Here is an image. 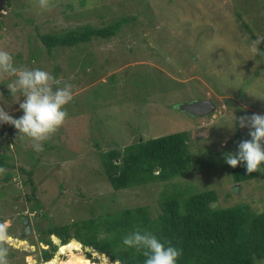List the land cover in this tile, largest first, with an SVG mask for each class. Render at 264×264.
<instances>
[{
  "label": "rangeland",
  "instance_id": "374dc122",
  "mask_svg": "<svg viewBox=\"0 0 264 264\" xmlns=\"http://www.w3.org/2000/svg\"><path fill=\"white\" fill-rule=\"evenodd\" d=\"M243 1L50 0L40 9L38 0H0V48L18 67L50 71L60 66L75 84L66 106L69 123L44 143L43 151H33L13 126L0 125V165L6 169L0 174L2 225L10 228L2 218L35 209L44 216L37 219L38 230L68 226L76 237L79 221L86 225L107 209L147 207L155 216L162 185L112 191L98 152L177 132L187 133L193 161L190 173L175 182L192 185L188 193L214 190L212 208L243 204L264 212V176L235 184L222 156L249 138L247 128L225 126L232 113H264V41L256 45L264 37V29L256 30L262 28L264 5L254 14L256 0ZM120 20L127 21L116 36L94 38L83 49L63 47L47 54L39 39ZM241 21L256 26H251L253 36H242ZM36 46L41 56L29 61ZM13 79L0 74V106L18 117V102L3 92ZM202 99L217 104L213 115L195 118L178 109ZM16 253L8 254L9 264H28L39 250L36 245L35 251Z\"/></svg>",
  "mask_w": 264,
  "mask_h": 264
},
{
  "label": "trees",
  "instance_id": "16d2710c",
  "mask_svg": "<svg viewBox=\"0 0 264 264\" xmlns=\"http://www.w3.org/2000/svg\"><path fill=\"white\" fill-rule=\"evenodd\" d=\"M243 3L250 4L249 0H244ZM82 5L80 3V6ZM254 5L255 14L263 7L264 0H256ZM122 21L104 28L85 25L60 34H44L39 36V39L47 54L63 47L83 49L85 44L94 38L107 40L116 36ZM240 23L245 32L242 36L254 35L251 26H256L247 25L243 21ZM263 24L264 21L262 28L256 30H263ZM262 35L264 36L263 32ZM29 51V61L39 60L41 49L36 46ZM85 58L86 54L83 59ZM82 62L86 63L84 60ZM50 72L61 81V86L67 82L72 85V90L75 89V84L71 83L60 66H51ZM2 85L6 83L3 82ZM3 92L9 97L8 89ZM66 121H69V117ZM187 140L186 132H177L151 139L141 138L122 150L108 149L98 152L99 165L112 191L161 184L163 189L159 193L157 203L159 211L155 216H150L147 207L123 208L116 211L107 209L98 219H90L86 225L79 221L75 227L78 228L76 237L80 240L76 237L75 239L85 246H92L105 253L112 260H119L121 264H144L145 257L141 253L132 248H125L121 243L122 235L135 227L150 230L162 240L171 241L181 248L182 255L177 264H255L256 259L264 257V212H255L243 204L212 208L211 204L216 201L214 190L204 189L197 193H188V187L192 185L174 181L189 174L192 167V152ZM230 168L235 184L264 176V167L251 173L242 165ZM28 173L30 175L31 171ZM9 179V176L5 177L6 181ZM30 199L28 197V200ZM94 221L99 223L95 225ZM49 233L51 231L47 232ZM62 237L68 239L70 236ZM79 248L77 243L70 241L58 252H67L66 259H54L59 261L58 264H89L84 254L77 251ZM88 251L94 257L100 258L101 264H119L118 261H110L105 255H97L91 249ZM9 255L10 258L14 256L12 248L9 249ZM52 255L53 249L42 251L41 257L43 260H49ZM29 263L37 264L33 260ZM45 264L57 263H53L52 259Z\"/></svg>",
  "mask_w": 264,
  "mask_h": 264
},
{
  "label": "clouds",
  "instance_id": "9594fccd",
  "mask_svg": "<svg viewBox=\"0 0 264 264\" xmlns=\"http://www.w3.org/2000/svg\"><path fill=\"white\" fill-rule=\"evenodd\" d=\"M38 6L40 9H47L50 6V0H38ZM261 41H264V37H258L256 45L260 44ZM0 74H8L14 77L7 89L14 102H18L19 110L22 112L18 117L13 116L6 110V107L0 106V125L9 124L13 126L17 130V136L21 139L26 138L31 142L33 151H43L44 143L65 123L68 117L66 106L73 99L72 85L65 82L61 86V81L44 68L18 67L13 55L2 48H0ZM17 94L19 98H16ZM21 96L23 97L22 100L20 99ZM197 101L193 100V102ZM202 101L211 102L214 105V110H216L217 104L214 100L202 99ZM214 112L211 111L209 114L198 117L211 116ZM183 113L187 114L186 112ZM225 126L230 129L247 128L249 137L248 139H241L234 152L222 153L225 163L233 168L242 165L248 173L259 171L264 167V113H252L250 115L245 113L236 116L233 112L232 119ZM5 172L6 169L0 165V174ZM41 217L44 219L43 212L35 209L26 210L25 213L17 212L12 217H1L5 219L4 221H8L6 227L10 228L6 229L2 225L3 222H0V264H9L10 248H14L12 250L16 255L17 250L23 251L29 248L35 251L36 245L39 255L36 259L30 258V261L45 264L54 258L64 260L67 252H58L70 241H74L80 246L77 251L82 252L89 263L101 264V259L97 256L95 259L91 252L84 250L85 247L91 248L97 255L104 254L110 261H118L121 264L119 260H112L105 253L99 252L92 246H85L74 236H70L74 231L68 226L38 230L36 226L39 221L37 219ZM48 231L51 233L47 234ZM67 235L70 236L68 239L62 237ZM27 238H29L28 241ZM46 240L49 242L45 243ZM17 242L21 244L18 243L17 245ZM121 243L125 248H132L141 253L145 257L144 264H177L182 255V249L171 241L162 240L154 232L140 227H135L123 234ZM52 249L51 259L43 260L42 251H51ZM23 258L24 255H22ZM91 258H94L96 262L90 261ZM255 264H264V257L256 259Z\"/></svg>",
  "mask_w": 264,
  "mask_h": 264
},
{
  "label": "water",
  "instance_id": "95a60500",
  "mask_svg": "<svg viewBox=\"0 0 264 264\" xmlns=\"http://www.w3.org/2000/svg\"><path fill=\"white\" fill-rule=\"evenodd\" d=\"M179 110L186 112L189 115L198 117V116L209 114L211 111L214 110V105L209 101L200 100V101L193 102L190 104L184 103L179 108ZM90 249L91 248H87V247L84 248L85 251H88ZM101 255H104V254H101Z\"/></svg>",
  "mask_w": 264,
  "mask_h": 264
},
{
  "label": "bare ground",
  "instance_id": "6f19581e",
  "mask_svg": "<svg viewBox=\"0 0 264 264\" xmlns=\"http://www.w3.org/2000/svg\"><path fill=\"white\" fill-rule=\"evenodd\" d=\"M18 243H19V242H17V245H18ZM20 244H21V243H19V245H20ZM17 245H16V246H17ZM114 262H115V261H114ZM53 263H56V259H53Z\"/></svg>",
  "mask_w": 264,
  "mask_h": 264
},
{
  "label": "flooded vegetation",
  "instance_id": "af4514ba",
  "mask_svg": "<svg viewBox=\"0 0 264 264\" xmlns=\"http://www.w3.org/2000/svg\"><path fill=\"white\" fill-rule=\"evenodd\" d=\"M40 232H41V231H40ZM40 232H39V233H40ZM28 240H29V238H27V241H28Z\"/></svg>",
  "mask_w": 264,
  "mask_h": 264
}]
</instances>
